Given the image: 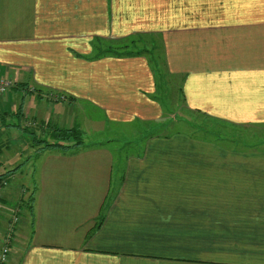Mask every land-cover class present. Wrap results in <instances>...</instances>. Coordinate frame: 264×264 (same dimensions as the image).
I'll use <instances>...</instances> for the list:
<instances>
[{
	"label": "crops",
	"instance_id": "crops-1",
	"mask_svg": "<svg viewBox=\"0 0 264 264\" xmlns=\"http://www.w3.org/2000/svg\"><path fill=\"white\" fill-rule=\"evenodd\" d=\"M139 35L158 40V75L146 56L92 59L95 45ZM158 79L180 83L179 122L197 117V136L157 134ZM0 81L71 100L13 88L0 94L4 129L106 136L41 154L33 227L3 191L0 250L19 217L6 264H264V0H0ZM115 133L139 139L127 163L110 148Z\"/></svg>",
	"mask_w": 264,
	"mask_h": 264
},
{
	"label": "rangeland",
	"instance_id": "rangeland-1",
	"mask_svg": "<svg viewBox=\"0 0 264 264\" xmlns=\"http://www.w3.org/2000/svg\"><path fill=\"white\" fill-rule=\"evenodd\" d=\"M155 35H139V36H134L131 37V39L135 40L137 43L132 44L129 41L123 42L124 43H129L130 44V49L127 51L130 52H136V51H144L145 56L148 59L153 60L152 56H161L160 53V46L159 48L157 47L158 40L155 38ZM122 51V50H120ZM150 57V58H149ZM155 62L157 63V66H154L153 68H156L158 73H161V58L156 59ZM167 79V77H166ZM164 79H158L159 84L161 83V86L163 85V90L164 92H159L158 97L165 102V106L167 107V116L165 117L167 120L166 126L164 129L161 131H157V134H163V135H169L177 132H182V131H189L191 134L194 136H197V129L201 124H199V119L197 117L189 116V121L187 124V121L184 122V124L180 123L179 120L185 115V113L181 112V95H180V83L178 82H173V81H163ZM1 82V81H0ZM10 87H8L7 92L10 91L13 88L18 89V85H14L13 83H9ZM21 85V84H20ZM38 88L33 85H28L27 90L24 91L18 89V91L21 93V95H24V93L32 95L34 98L33 101H44L46 100L47 102L51 104L58 103L57 99H55V96L53 95H47L46 93H43V95L37 94L38 91H36ZM7 92L3 93L6 94ZM2 94V93H0ZM2 94V95H3ZM42 101V102H43ZM41 108L40 107H33L32 112H40ZM83 111L79 110V115L78 117L81 118V124H84L85 126V119L83 115L81 114ZM95 115L97 119L100 118V116L97 115V113H92ZM33 115V113H32ZM24 120V127L23 129H26L27 126H33L34 124L31 122V125H28V120L25 122ZM201 122V121H200ZM36 126V125H35ZM83 126V127H84ZM9 127V126H8ZM191 127H194L195 129H192ZM138 127H136V130L134 129H128V131L125 130L126 134H132L137 132ZM86 126L83 128V133L84 135V142L85 144H91L93 142H98V140H103L104 137L106 136H97V135H90L88 134L85 130ZM224 129V128H223ZM3 130V134H0V157H1V164L2 169H0L1 173H7L9 171H12L14 169H17L18 167H22L16 174H14L10 180V183L7 182V186L4 189L5 195L4 199L5 202L4 204L10 205L13 204V214L18 213L20 217L23 216V222L21 224V228L24 229L25 226V219L27 217L28 211H23L20 212L18 203L22 198H25L26 200L30 197L31 193L35 190V173H36V164L40 158L41 150L40 147H34V141H32L31 136H26V135H21L17 131L15 132H10L9 129H4L0 128V132ZM82 131V130H81ZM115 131V130H114ZM215 131H218L217 128ZM117 132V131H115ZM154 132H156L154 130ZM88 135H87V134ZM108 136V135H107ZM111 138H118L119 141H112L110 142V148L111 150L118 155L116 158L117 162H125L127 163L128 158L132 155H137L136 152H139V147H137L136 140L139 139H130V137L126 136V139L122 137L120 134H111L109 135ZM261 135L259 134L258 137ZM250 135L247 134L246 132L239 130V134L237 135V138L239 139L238 141L243 140L242 142L244 144H259L260 142L263 143V141H258L257 137H254V140L250 139ZM103 138V139H102ZM137 138V136L135 137ZM41 140H48V142H52L50 140V136L47 134L46 135H40ZM10 141L12 142L11 146ZM65 145V144H64ZM65 146H68L66 144ZM138 148V149H137ZM54 152V151H51ZM45 153V152H42ZM3 204V206H5ZM24 207V206H20ZM27 209V208H26ZM19 219V217H15ZM14 219V218H13ZM12 219H10L11 221ZM24 234V232L22 233ZM22 234L17 235L18 242L22 239Z\"/></svg>",
	"mask_w": 264,
	"mask_h": 264
},
{
	"label": "trees",
	"instance_id": "trees-1",
	"mask_svg": "<svg viewBox=\"0 0 264 264\" xmlns=\"http://www.w3.org/2000/svg\"><path fill=\"white\" fill-rule=\"evenodd\" d=\"M127 41H129L133 45L137 43L135 40L129 37L123 40L122 42H111L109 45H103V46L95 45L92 59L98 60L104 57L134 58V57L145 56L144 51H141V50L136 51V52L127 51L130 49V44L129 43L122 44L123 42H127ZM150 57L153 58V60L149 59L151 69L155 72L156 75H158L157 69L153 67L157 66V63L155 62V60L158 58L160 59V56L157 57V56L150 55ZM27 86H28L27 84L25 85L21 84L18 86V89L20 90L25 89L24 91H26ZM36 91H38L37 94H40V95H43V93H46L47 95H53L55 96V99H57L58 102H68L69 103L71 101L64 94H58L53 91L47 92L41 89H37ZM4 127H8L5 124V115H0V128H4ZM29 133H30L32 141H34L33 146L40 147L41 154L42 152H45V151H54V152L64 151L66 154H75V153L80 152L81 149L85 147L84 135L79 127H75L72 129H58L55 127H49V136L52 142H48V140H41L35 135V133H32V132H29ZM64 144L65 145L68 144V146H65ZM21 168L22 167H18L17 169H14L12 171H9L5 174L0 175V185L6 181L10 183L12 176L16 174L18 170H20ZM35 196H36V190H34L31 193L30 197L27 200L25 198H22L18 203V206H19L18 209L21 210L20 212H23L24 210L28 211L27 214L31 218L32 227L34 226V219H35V210H34L35 201H36ZM21 205L24 207H20ZM104 218L105 216L103 215L98 218L97 225L95 227L96 230L101 228Z\"/></svg>",
	"mask_w": 264,
	"mask_h": 264
},
{
	"label": "built area",
	"instance_id": "built-area-1",
	"mask_svg": "<svg viewBox=\"0 0 264 264\" xmlns=\"http://www.w3.org/2000/svg\"><path fill=\"white\" fill-rule=\"evenodd\" d=\"M8 87H10L9 83L1 81L0 82V93L3 94L7 92ZM6 186H7V181L0 185V197ZM15 217L17 216H13L12 220L9 222L7 233L5 234L3 238V245H2V249L0 250V263L1 264L8 263L10 255H11V246L16 236L17 226L19 222V219Z\"/></svg>",
	"mask_w": 264,
	"mask_h": 264
}]
</instances>
